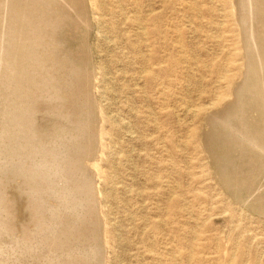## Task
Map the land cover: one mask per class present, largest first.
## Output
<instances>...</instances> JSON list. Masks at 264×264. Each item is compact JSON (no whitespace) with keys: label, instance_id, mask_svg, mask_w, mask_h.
Segmentation results:
<instances>
[{"label":"rangeland","instance_id":"1","mask_svg":"<svg viewBox=\"0 0 264 264\" xmlns=\"http://www.w3.org/2000/svg\"><path fill=\"white\" fill-rule=\"evenodd\" d=\"M56 1L0 0V264H264V152L222 122L248 0Z\"/></svg>","mask_w":264,"mask_h":264},{"label":"bare ground","instance_id":"2","mask_svg":"<svg viewBox=\"0 0 264 264\" xmlns=\"http://www.w3.org/2000/svg\"><path fill=\"white\" fill-rule=\"evenodd\" d=\"M49 1V0H48ZM56 1V0H55ZM67 1V0H66ZM70 1V0H69ZM68 1V2H69ZM75 1V0H72V2ZM259 0H248V6H249V10H250V13L254 14L251 15V16H254L255 15V19H256V15H259V18H258V21L257 23H259V25L256 24V26H254V22L251 23L250 25V30L247 31L248 35H249V39L251 40V45H252V52H253V55L255 56V54L257 55L258 54V67L257 69L254 67V65H248V71L247 73H249V77L247 79V81L245 83H241L243 88L241 87L240 91H239V99H241L242 103L239 104V115L235 118H224L222 119V122H224L225 124L228 125L229 129H232L233 132L235 133V135H240V139L242 140V142L240 141V143L238 144H241L242 146V152L243 153H246V148L247 146L245 145V142L247 141H250L251 144L253 143V145H256L258 149L257 151H262L261 153L263 154L264 152V135L262 134H259L258 137H255L251 132H250V129H252V127L256 124L255 123V119H249L247 116H246V113L248 111V114L247 115H251L252 114V109L254 108H257V112H258V115H259V118L257 117L256 118V122L257 124L261 123L263 124V120H264V115H263V112H264V85H263V80H262V70L264 69V0L260 6V9L261 11H257V3H258ZM19 2V1H18ZM30 2V1H29ZM36 1H34L35 3ZM58 2V1H56ZM37 3V2H36ZM50 3V2H49ZM64 3V2H62ZM67 3V2H66ZM6 4V3H4ZM14 4V3H13ZM20 4V3H19ZM33 4V3H31ZM42 4V3H41ZM48 4V3H46ZM61 4V3H60ZM70 4V3H69ZM77 4V3H76ZM22 5V4H21ZM40 5V4H38ZM45 5V4H44ZM54 4H52L53 6ZM72 5V4H71ZM256 5V6H255ZM5 6V5H4ZM10 6H11V3H10ZM42 6V5H41ZM70 6V5H69ZM75 6V5H74ZM251 6L253 8V11L251 10ZM56 7V5L54 6ZM54 7H51V11L53 10L52 8ZM263 9H262V8ZM43 8V7H42ZM58 8V7H57ZM37 9V8H36ZM47 9V8H46ZM44 9V13H45V10ZM59 9V10H58ZM56 13H58L56 16H58V18L60 16V14L62 13H59L60 12V8H58ZM62 9V8H61ZM23 10V9H22ZM6 11V10H4ZM3 11V13H4ZM55 11V9H54ZM53 11V12H54ZM29 12V11H28ZM49 12V10H48ZM68 12V11H67ZM75 12V11H74ZM239 12V11H238ZM246 12V11H245ZM241 13V12H240ZM51 14V13H50ZM65 14V13H64ZM63 14V15H64ZM24 15V14H23ZM53 15H55L53 13ZM244 15V14H242ZM246 15V14H245ZM250 16V17H251ZM4 18V17H3ZM55 18V17H54ZM17 19V18H16ZM57 19V18H56ZM250 19V22H251V18ZM49 20V19H48ZM53 20V19H52ZM61 20V19H60ZM47 21V20H46ZM59 21V20H58ZM8 22V21H7ZM60 22V21H59ZM76 22V21H75ZM249 22V23H250ZM247 23H248V19H247ZM261 23V25H260ZM15 24V23H14ZM17 24V23H16ZM30 24V23H29ZM58 24V23H57ZM65 24V22H64ZM246 24V23H245ZM244 26V25H243ZM262 26V27H261ZM8 27V26H7ZM4 28V27H3ZM5 30V29H4ZM243 30V29H242ZM27 31V30H26ZM66 31V30H65ZM71 31V30H70ZM141 31V30H140ZM68 34V33H67ZM49 35V34H48ZM2 36V34H1ZM63 36V35H62ZM67 36V35H66ZM242 36V34H241ZM243 37V36H242ZM53 40V39H52ZM242 43L244 44V41L242 39ZM36 44V43H34ZM44 44V43H43ZM32 45V44H30ZM27 46V45H26ZM25 47V46H24ZM46 49V48H45ZM245 49V47H244ZM243 49V50H244ZM247 50V49H246ZM40 51V50H39ZM48 51V50H47ZM258 52V53H257ZM46 53V52H45ZM51 54V53H49ZM28 55V54H27ZM43 56V54H42ZM48 57V56H47ZM54 57V56H53ZM17 58V57H16ZM33 58V57H32ZM6 59V58H5ZM52 59V58H51ZM252 59V58H251ZM255 59V58H254ZM1 61V60H0ZM40 61V59L38 60ZM257 62V61H256ZM44 63V62H43ZM46 63V62H45ZM251 63V61H250ZM1 66V65H0ZM34 66V65H33ZM39 66V65H38ZM41 68V67H40ZM72 70V69H71ZM3 72V70H2ZM46 72V71H45ZM72 72V71H71ZM1 73V72H0ZM20 73V72H19ZM39 73V72H38ZM41 73V72H40ZM50 73V72H49ZM264 74V73H263ZM31 75V74H30ZM81 75V74H80ZM37 76V75H36ZM42 76V74H41ZM44 76H45V73H44ZM72 77V76H71ZM19 78V77H18ZM33 78V77H32ZM51 78V77H50ZM53 78V77H52ZM65 78V77H64ZM233 78V77H232ZM264 78V76H263ZM66 79V78H65ZM71 79V78H70ZM47 80V79H46ZM55 80V79H54ZM64 80V79H63ZM4 81V80H3ZM38 81V80H36ZM44 81V80H43ZM73 81V80H72ZM65 82V81H64ZM69 82V81H68ZM78 83V82H77ZM30 84V83H29ZM38 84V83H37ZM75 84V83H74ZM7 85V84H6ZM59 85V84H58ZM31 86V85H30ZM54 86V85H53ZM60 86V85H59ZM1 87V86H0ZM45 87V86H44ZM56 87V86H55ZM43 88V87H42ZM68 88V87H67ZM30 89V88H29ZM57 89V88H56ZM74 90V89H73ZM7 91V90H6ZM45 91V90H44ZM41 92V91H40ZM43 92V91H42ZM63 92V91H62ZM72 92V91H71ZM78 94V93H77ZM237 94V93H236ZM70 94H68L69 96ZM63 97V95H62ZM35 98V97H34ZM39 98V97H38ZM64 98V97H63ZM66 98V97H65ZM64 98V99H65ZM72 98V97H71ZM75 98V97H74ZM76 99V98H75ZM34 100V99H33ZM69 100V99H68ZM67 100V101H68ZM71 101V99H70ZM236 101V100H235ZM63 102V101H62ZM70 103V102H69ZM234 104V103H233ZM237 104V102L235 103ZM66 105V104H65ZM75 106V105H74ZM68 109V108H67ZM71 109V108H70ZM263 110V112H262ZM73 111V110H72ZM228 112V111H227ZM253 116H254V113H253ZM227 119V120H225ZM258 120V121H257ZM89 122V121H88ZM19 125V124H18ZM76 125V124H75ZM86 127V126H85ZM262 127V126H261ZM79 128V127H78ZM264 128V127H263ZM256 129V128H255ZM261 129V128H260ZM36 130V129H35ZM87 131V130H86ZM12 133V132H11ZM88 133V131H87ZM89 136V135H88ZM92 136V135H91ZM90 137V136H89ZM239 137V136H238ZM87 139V138H86ZM82 140V139H81ZM85 141V140H84ZM90 142V141H88ZM44 143V142H43ZM79 143V142H78ZM92 143V142H91ZM250 144V145H251ZM43 146V145H42ZM80 146V145H79ZM92 146V145H91ZM234 147V146H233ZM253 147V146H252ZM255 148V146H254ZM83 149V148H82ZM236 149V148H235ZM249 149V148H248ZM255 149V150H256ZM84 150V149H83ZM253 150V149H252ZM248 151V150H247ZM71 152V151H70ZM87 153V152H86ZM74 154V153H73ZM82 154V153H81ZM85 154V153H84ZM261 154V156H262ZM74 156V155H73ZM240 156V155H239ZM264 156V155H263ZM76 157V156H75ZM256 158V157H255ZM258 159V157H257ZM262 159V158H261ZM83 160V159H82ZM264 160V159H263ZM262 160V161H263ZM238 161V160H237ZM242 161V160H241ZM250 161V160H249ZM259 162V164L261 163L260 161H257ZM222 171H224L222 169ZM246 171V170H245ZM46 172V171H45ZM225 172V171H224ZM263 172V171H262ZM256 173V172H255ZM221 175V174H219ZM264 175V174H263ZM225 177V176H224ZM246 177V176H245ZM233 178V177H232ZM249 178V177H248ZM234 179V178H233ZM222 180V179H221ZM261 180V179H260ZM223 181H225L223 179ZM21 182V181H20ZM51 182V181H50ZM251 182V181H250ZM256 182V181H255ZM236 183V182H235ZM240 186V185H239ZM245 186V185H244ZM241 187V186H240ZM259 188V187H258ZM249 189V188H248ZM251 190V189H250ZM24 191V190H23ZM59 191V190H58ZM93 192V191H92ZM260 191H258L259 193ZM251 193V192H250ZM248 195V193L246 194ZM243 196V195H242ZM257 198V197H256ZM255 198V199H256ZM259 198V196H258ZM254 199V200H255ZM255 203V202H254ZM258 203V202H257ZM264 207V206H263ZM85 221V220H84ZM89 221V220H88ZM87 221V222H88ZM22 222V221H21ZM89 223V222H88ZM83 225V224H82ZM93 227V226H92ZM24 232V231H23ZM17 237V236H16ZM25 240V239H24ZM29 246V245H28ZM102 246V245H101ZM43 247V246H42ZM92 247V246H91ZM60 248V247H59ZM3 249V248H2ZM57 249V248H56ZM87 250V249H86ZM52 251V250H51ZM89 251V250H88ZM100 252V251H99ZM97 253V252H96ZM66 255V254H65ZM81 256V254H80ZM85 256V255H84ZM93 257V256H92ZM20 258V257H19ZM102 259V258H101ZM57 260V259H56ZM91 260V259H90ZM40 262L42 263V261L40 260ZM45 263V262H44ZM15 264V263H14Z\"/></svg>","mask_w":264,"mask_h":264}]
</instances>
